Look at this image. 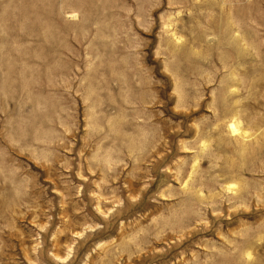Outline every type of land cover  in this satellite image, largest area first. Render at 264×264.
<instances>
[{"label":"rangeland","instance_id":"rangeland-1","mask_svg":"<svg viewBox=\"0 0 264 264\" xmlns=\"http://www.w3.org/2000/svg\"><path fill=\"white\" fill-rule=\"evenodd\" d=\"M0 264H264V0H0Z\"/></svg>","mask_w":264,"mask_h":264}]
</instances>
